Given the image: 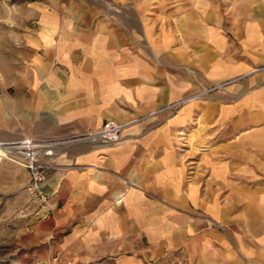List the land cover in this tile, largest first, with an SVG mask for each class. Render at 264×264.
Here are the masks:
<instances>
[{
  "label": "crops",
  "instance_id": "obj_1",
  "mask_svg": "<svg viewBox=\"0 0 264 264\" xmlns=\"http://www.w3.org/2000/svg\"><path fill=\"white\" fill-rule=\"evenodd\" d=\"M38 6L35 30L10 37L43 77L30 135L148 119L116 144L62 149L46 185L51 216L0 245V264H141L142 252L166 264H264V181L251 171L264 147V74L150 116L264 64V0Z\"/></svg>",
  "mask_w": 264,
  "mask_h": 264
},
{
  "label": "rangeland",
  "instance_id": "obj_2",
  "mask_svg": "<svg viewBox=\"0 0 264 264\" xmlns=\"http://www.w3.org/2000/svg\"><path fill=\"white\" fill-rule=\"evenodd\" d=\"M38 5L46 6V0H0V245L11 244L15 240H18L15 231L25 227L24 223L27 227H30L31 219L39 221L48 219L51 216L52 196L47 191L46 186L45 190L50 196L48 206L49 215L47 217L43 215H31L34 212V205L30 204V177L27 169L24 167V156L21 154V150L16 149V144L28 139L37 144H54L52 147L36 150L39 155V163L55 167V169L50 171L47 183L51 174L56 172L58 167H60L55 162V157L62 149H68L72 142L81 143L88 141L97 145H113L101 144L94 140L86 139L99 130L75 138L64 137L49 140L37 139L30 135V131H28L30 114L36 110L33 108L35 84L41 83L43 77L41 75L37 76L31 69L32 61L30 60L31 55L29 53L20 52L19 50L11 51L10 37L23 36L24 34L30 35L35 30V22L39 19ZM16 47L18 48L19 44ZM262 74H264V64L252 68L246 75L215 83L203 91L195 92L187 96L183 100H190L198 96L193 100L204 101L213 94L218 93L224 95L232 85L244 79ZM177 103L159 109L158 111L164 110L174 105L172 108L159 114L174 115L179 110V107L184 104L175 106ZM145 116L136 117L121 123L133 122ZM45 151H50L51 154L45 155ZM253 151L254 156H252L251 164L252 178L257 182L264 181V147H255ZM26 175H28V178H26ZM27 179L28 185L25 187ZM211 225L214 226L213 224ZM220 225L223 227V230L227 229L223 224L220 223ZM180 260V257H178L175 264ZM141 264L166 263L159 255L154 257L152 254L142 252ZM185 264L188 263L186 262Z\"/></svg>",
  "mask_w": 264,
  "mask_h": 264
},
{
  "label": "built area",
  "instance_id": "obj_3",
  "mask_svg": "<svg viewBox=\"0 0 264 264\" xmlns=\"http://www.w3.org/2000/svg\"><path fill=\"white\" fill-rule=\"evenodd\" d=\"M198 96H195L194 98L190 100H183L177 105H181L183 103H186L188 101H191L195 99ZM174 106V105H173ZM171 107H168L164 110H160L158 112L153 113L150 116H153L155 114H159L165 110H168ZM148 119V116L141 118L139 120L129 122V123H121L116 120H108L104 123L103 127L96 132L95 134L90 135L86 139L94 140L95 142L101 143V144H114L117 143L121 139V135L124 132V130L130 126H132L135 123L141 122L143 120ZM54 144H45V143H33L30 139L23 141L21 143L16 144V149L19 151L21 150V154L24 156V167L27 169L30 177V184H29V195H30V204L34 205L33 209L34 212L31 215L36 216H45L47 217L48 214V206H49V198L50 196L45 190V186L47 183V179L49 177V173L51 170L55 169V167L51 165H44L38 162V150L39 148H49L52 147ZM45 155H50V151H45ZM128 183L127 181H125ZM27 216V215H26ZM214 226L218 227L220 230H223V227L214 221L211 222Z\"/></svg>",
  "mask_w": 264,
  "mask_h": 264
}]
</instances>
